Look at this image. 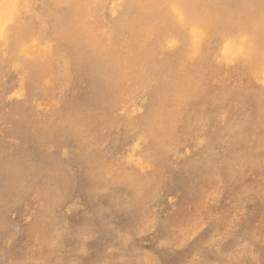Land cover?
<instances>
[{
	"label": "rangeland",
	"instance_id": "obj_1",
	"mask_svg": "<svg viewBox=\"0 0 264 264\" xmlns=\"http://www.w3.org/2000/svg\"><path fill=\"white\" fill-rule=\"evenodd\" d=\"M180 7L204 20L202 30L209 29L210 16L223 36L237 32L238 37L240 27L251 34L235 56L224 52L228 64L236 65L237 83L215 104L203 88L204 60L150 53V44L176 26ZM7 36L26 42L18 41L15 49L6 44ZM46 44L54 49L35 48ZM262 45L264 0H0V264H264V118L259 114L264 110L263 101L251 95L256 61L250 55ZM222 99L230 102L227 118L218 117L225 107Z\"/></svg>",
	"mask_w": 264,
	"mask_h": 264
},
{
	"label": "bare ground",
	"instance_id": "obj_2",
	"mask_svg": "<svg viewBox=\"0 0 264 264\" xmlns=\"http://www.w3.org/2000/svg\"><path fill=\"white\" fill-rule=\"evenodd\" d=\"M181 8V7H180ZM178 8V9H175V12H176V22L174 23L176 26H174L171 30H169V31H167L166 32V34L163 36V37H161L159 40H157L156 42L155 41H153V43L152 44H150V45H152L151 46V51H150V53L151 54H157V52L160 50L161 51V53H170L169 54V56L170 55H176V54H178L177 56H181V57H183L184 59H189L190 60V58L191 59H193L194 58V56H198V59H201V61L202 60H204V63H202V66H201V69H203V72H205V77L203 78V84H204V86H203V88H207V90H208V102L209 103H213V104H215V103H217V101H219V99L221 98V97H225V96H227L228 95V93H229V91L232 89V90H234L233 89V86H234V84H236L237 82H236V76H238V74L236 73V72H234V70H235V67H236V65H229L228 64V58L224 55V52L225 51H228V53H230V56L231 57H233V56H235L236 55V53H238L239 52V49H240V46H239V43H242V41L245 39V37H249L251 34L248 32V30L246 29V28H242V27H240L239 28V33H240V35H238V37H236L235 35L236 34H238L237 32H234V33H230V34H228L227 36H223V33H221L220 31H219V29H218V25H217V21L216 20H213L210 16H208V18L206 19V21H209V23H207L206 22V24H208L206 27H209V29H205V28H203V30L200 28L201 27V25H202V22H204V20L202 19V18H200V17H198V16H193V15H190V14H188L187 13V11H186V9H184V8ZM214 10H218L219 8H213ZM11 22V21H10ZM3 25L4 26H7V24H5V23H3ZM217 25V28H213L214 26H216ZM72 28V27H71ZM241 31H243V32H241ZM91 32H93V31H91ZM46 37V36H45ZM3 38V37H2ZM30 38V37H29ZM28 38V39H29ZM9 39H10V41H9ZM225 39V40H224ZM35 40H36V38L33 36V41L32 40H29V41H31L32 43L33 42H35ZM5 41H6V44H8L9 46H14V48L15 49H19V42H26V41H21V40H19V39H17V38H15V37H6L5 38ZM19 41V42H18ZM32 43H28V44H30V48L31 49H33L34 47H33V45H32ZM151 43V42H150ZM25 46H27V45H25ZM36 49H38V51L40 52V51H43V50H50V49H54V46L52 45V44H46V45H44V46H37V47H35ZM143 50V49H142ZM17 51V50H16ZM19 51H21V50H19ZM59 52V51H58ZM60 54H64L63 52H59ZM243 53H245L244 51H243ZM54 54H58V53H54ZM67 54V53H66ZM6 55V54H5ZM250 55H252V57H254V59H255V61H256V65H255V80H252L251 81V83H253V89H254V92L251 94L253 97H255V99L257 100V101H263V103H262V106H263V109L262 110H264V45H262V46H258L257 48H256V50L254 51L253 50V52H252V54H250ZM8 57V56H7ZM134 57V56H133ZM155 57V56H154ZM66 58V57H65ZM148 58H150L149 56H148ZM147 59V58H146ZM145 59V60H146ZM144 60V61H145ZM154 60V59H153ZM150 61H151V59H150ZM200 61V62H201ZM7 62V61H6ZM67 62V61H66ZM140 62V61H139ZM155 62V61H154ZM66 64V63H65ZM77 64V63H76ZM75 64V65H76ZM137 64V63H136ZM191 65H193V62H191L190 63ZM4 65H6V64H4ZM7 67V66H6ZM5 67V68H6ZM8 67H9V65H8ZM82 67H85V66H82ZM151 67V66H150ZM154 67V66H153ZM76 68V67H75ZM170 68V67H169ZM185 68H187V66H186V64H185ZM84 69V68H83ZM139 69V68H138ZM75 70V69H74ZM85 70V69H84ZM65 71H67V70H65ZM7 72V71H6ZM80 72V71H79ZM174 72V71H173ZM10 73V72H9ZM8 73V74H9ZM58 73V72H57ZM74 73H75V71H74ZM81 73V72H80ZM80 73H78L79 75H80ZM86 74V73H85ZM153 74V73H152ZM2 75V74H1ZM11 75V74H10ZM12 75H14V74H12ZM58 75V74H57ZM65 75H67V74H65ZM64 75V76H65ZM3 76H4V74H3ZM8 76V75H7ZM16 76V75H15ZM75 76H76V74H75ZM87 76H88V74H87ZM5 78H6V76H4ZM61 78H62V76H61ZM76 78H79V76L78 77H76ZM91 78V77H90ZM171 78V77H170ZM60 79V78H59ZM64 79V78H63ZM72 79V78H71ZM89 79V78H88ZM88 79H87V81H88ZM94 79V78H93ZM18 80H19V78H18ZM73 80V79H72ZM81 80V79H80ZM92 80V79H91ZM223 80H225L226 82L227 81H230V83L229 84H225L224 83V81ZM4 81V80H3ZM67 81V80H66ZM16 82V81H15ZM18 82V81H17ZM23 82V81H22ZM75 82H76V80H75ZM89 82V81H88ZM93 82H95V81H93ZM92 82V83H93ZM4 83V82H3ZM10 83H13V82H10ZM24 83V82H23ZM71 83V82H70ZM80 83V82H79ZM96 83V82H95ZM6 84V83H5ZM74 84V83H73ZM114 84V83H113ZM138 84V83H137ZM244 84V83H243ZM25 85V84H24ZM71 85V84H70ZM69 85V86H70ZM75 85V84H74ZM83 85V84H82ZM223 85H225L226 87H228L229 89L228 90H226L225 92L223 91V88H222V86ZM20 86H22V85H20ZM76 86V85H75ZM84 86V85H83ZM3 87H4V85H3ZM67 87V86H66ZM73 87V86H72ZM92 87V86H91ZM98 87V86H97ZM96 87V88H97ZM202 87V86H201ZM65 89V88H64ZM75 89V88H74ZM78 89V88H77ZM101 89V88H100ZM103 89V88H102ZM131 89V88H130ZM129 89V90H130ZM81 90V89H80ZM91 90V89H90ZM95 89H93V91H94ZM137 90V89H136ZM203 90V89H202ZM2 91V90H1ZM18 92H20L19 90H17ZM17 91H15V95L16 94H18V92ZM27 91V90H26ZM60 91V90H59ZM87 91H89V90H87ZM92 91V90H91ZM72 92V91H71ZM82 92V91H81ZM96 92V91H95ZM103 92V91H102ZM105 92V91H104ZM206 92V91H205ZM232 92H234V91H232ZM62 93V92H61ZM97 93V92H96ZM123 93V92H122ZM249 93V92H248ZM9 94V93H8ZM28 94V93H27ZM92 94V93H91ZM94 94V93H93ZM112 94H114V93H112ZM124 94V93H123ZM74 95V94H73ZM99 95V94H98ZM97 95V96H98ZM100 95H102V94H100ZM222 95V96H221ZM29 96H31V95H29ZM41 96V95H40ZM60 96V95H59ZM58 96V97H59ZM88 96V95H87ZM89 96H91V95H89ZM95 96V95H94ZM103 96V95H102ZM32 97H33V95H32ZM61 97V96H60ZM59 97V98H60ZM72 97V96H71ZM93 97V96H92ZM119 97V96H118ZM133 97V96H132ZM140 97V96H139ZM249 97V96H248ZM38 98V97H37ZM67 98V97H66ZM85 98V97H84ZM96 98V97H95ZM99 98H100V96H99ZM23 99V98H22ZM97 99V98H96ZM250 99V98H249ZM252 99V98H251ZM4 100H5V98H4ZM28 100V99H27ZM39 100V99H38ZM63 100V99H62ZM73 100V99H72ZM86 100H88V99H86ZM90 100H92V99H90ZM93 100H95V99H93ZM131 100V99H130ZM129 100V101H130ZM137 100V99H136ZM202 100V99H201ZM222 100H224V102H225V107L222 109V110H224L222 113H220V115L218 116V117H220V116H225V118H227V117H229V112L231 111V108H230V105H229V103H228V101H226L225 99H222ZM222 100H220V104H221V102H222ZM16 101V100H15ZM30 101V100H29ZM75 101V100H74ZM230 101V100H229ZM251 101V100H250ZM7 102V101H6ZM12 102H13V100H12ZM81 102V101H80ZM83 102H84V100H83ZM118 102V101H117ZM128 102V100H121V104H126ZM252 102H253V100H252ZM86 103V102H85ZM244 103V102H243ZM258 103V102H257ZM1 104V103H0ZM32 104V103H31ZM60 104V103H59ZM67 105H68V103H66ZM100 104V103H99ZM62 105V104H61ZM73 105V104H72ZM89 105V104H88ZM87 105V106H88ZM210 105V104H209ZM222 105V104H221ZM254 105V104H253ZM7 106V105H6ZM32 106V105H31ZM54 106V105H53ZM63 106V105H62ZM70 106V105H69ZM75 106V105H74ZM85 106V105H84ZM95 106V105H94ZM99 106V105H98ZM104 106V105H103ZM18 107H19V105H18ZM25 107V106H24ZM249 107H250V105H249ZM259 107V106H258ZM1 108V107H0ZM3 108V107H2ZM16 108V107H15ZM33 108V107H32ZM53 108V107H52ZM64 108H65V106H64ZM75 108H76V106H75ZM78 108V107H77ZM85 108V107H84ZM92 107H89V109H91ZM95 108V107H94ZM103 108V107H102ZM211 108H212V106H211ZM213 108H214V106H213ZM253 108H255V107H253ZM61 109V108H60ZM93 109V108H92ZM104 109V108H103ZM140 109V108H139ZM209 109V108H208ZM15 110V109H14ZM13 110V111H14ZM33 110H35V109H33ZM54 109H52V111H53ZM67 110V109H66ZM70 110H71V108H70ZM80 110V109H79ZM30 111V110H29ZM103 111V110H102ZM247 111V110H246ZM252 111V110H251ZM21 112H23V110L21 111ZM61 112V111H60ZM70 112V111H69ZM77 112V111H76ZM83 112V111H82ZM89 112V111H88ZM87 112V113H88ZM91 112V111H90ZM98 112H101V110L100 111H98ZM216 112V111H215ZM234 112V111H233ZM16 113V112H15ZM26 113V115H27V112H25ZM62 113V112H61ZM86 113V114H87ZM208 113V112H207ZM214 113V112H213ZM237 113V112H236ZM244 113V112H243ZM250 113V112H249ZM257 113V112H256ZM23 114V113H22ZM75 114V113H74ZM73 114V115H74ZM78 114V113H77ZM83 114H84V112H83ZM92 114V113H91ZM209 114H211V113H209ZM251 114V113H250ZM260 114V116H261V118H264V112H262V113H259ZM52 115V114H51ZM62 115H63V113H62ZM89 115V114H88ZM253 115V114H252ZM9 116V115H8ZM7 116V117H8ZM15 116V115H14ZM28 116V115H27ZM70 116V115H69ZM81 116V115H80ZM83 116V115H82ZM87 116V115H86ZM85 116V117H86ZM213 116V115H212ZM236 116V115H235ZM11 117V116H10ZM25 117V116H24ZM47 117V116H46ZM54 117V116H53ZM77 117H79V116H77ZM99 117V116H98ZM210 117V116H209ZM208 117V118H209ZM242 117V116H241ZM251 117V116H250ZM4 118H6V117H4ZM12 118V117H11ZM10 118V119H11ZM33 118V117H32ZM50 118V117H49ZM73 118H75V117H73L72 116V119ZM81 118V117H80ZM87 118H89V117H87ZM97 118V117H96ZM125 118V117H124ZM244 118H246V117H244ZM51 119V118H50ZM98 119V118H97ZM233 119V118H232ZM43 120V119H42ZM62 120V119H61ZM69 120V119H68ZM76 120V119H75ZM105 120V119H104ZM144 120H145V118H144ZM144 120H143V122H144ZM240 120V119H239ZM250 120V119H249ZM71 121V120H70ZM90 121V120H89ZM96 121V120H95ZM147 121V120H146ZM215 121V120H214ZM240 121H242V120H240ZM26 122V121H25ZM39 122V121H38ZM60 122V121H59ZM68 122V121H67ZM78 122H79V120H78ZM101 122V121H100ZM118 122V121H117ZM120 122V121H119ZM213 122V121H212ZM232 122V121H231ZM239 122V121H238ZM28 123V122H27ZM26 123V124H27ZM50 123V122H49ZM71 123V122H70ZM82 123V122H81ZM99 123V122H98ZM106 123V122H105ZM141 123V122H140ZM246 123H248V122H246ZM4 124V123H3ZM38 124V123H37ZM68 124H69V122H68ZM77 124V123H76ZM103 124V123H102ZM123 124V123H122ZM239 124V123H238ZM241 124V123H240ZM7 125H8V123H7ZM57 125V124H56ZM70 125H72V123L70 124ZM99 124H97V126H98ZM205 125V124H204ZM244 125V124H243ZM246 125V124H245ZM41 126V125H40ZM53 126V125H52ZM55 126V125H54ZM79 126V125H78ZM207 126V125H206ZM205 126V127H206ZM217 126V125H216ZM9 127H11V126H9ZM13 127V126H12ZM39 126H37V127H35L34 126V128L36 129V128H38ZM62 127H64V126H62ZM68 127V126H67ZM71 127V126H70ZM87 127L88 126H86V129H87ZM118 127V126H117ZM183 127V126H182ZM219 127V126H218ZM244 127V126H243ZM248 127V126H247ZM51 128V127H50ZM93 128V127H92ZM144 128V127H143ZM143 128H142V130H143ZM178 128V127H177ZM185 128V127H184ZM198 128V127H197ZM207 128V127H206ZM214 128H216V127H214ZM41 129V128H40ZM47 129H48V127H47ZM58 129V128H57ZM73 129V128H72ZM77 129V128H76ZM75 129V130H76ZM120 129V128H119ZM208 129V128H207ZM218 129V128H217ZM243 129V128H242ZM32 130V129H31ZM37 130V129H36ZM111 130H114V129H111ZM124 130V129H123ZM193 130V129H192ZM201 130V129H200ZM199 130V131H200ZM246 130V129H245ZM1 131V130H0ZM38 131V130H37ZM42 131V130H41ZM55 131V130H54ZM60 132H62L61 130H59ZM66 131V130H65ZM69 131V130H68ZM71 131V130H70ZM89 131V130H88ZM90 131H92V130H90ZM96 131V130H95ZM99 131V130H98ZM105 131H107V130H105ZM109 131H110V129H109ZM116 131V130H115ZM126 131V130H125ZM128 131V130H127ZM184 131V130H183ZM214 131V130H213ZM213 131H212V133H213ZM219 131V130H218ZM217 131V132H218ZM241 131V130H240ZM250 131V130H249ZM113 132V131H112ZM120 132V131H119ZM131 132V131H130ZM142 132V131H141ZM141 132H140V134H141ZM185 132V131H184ZM247 132V131H246ZM57 133H59L58 131H57ZM57 133H56V135H57ZM65 133V132H64ZM69 133V132H68ZM80 133V132H79ZM94 133V132H93ZM92 133V134H93ZM99 133V132H98ZM103 133V132H102ZM117 133V132H116ZM206 133V132H205ZM222 133V132H221ZM226 133V132H225ZM224 133V134H225ZM233 133V132H232ZM231 133V134H232ZM245 133V132H244ZM33 134H36V132L35 133H33ZM39 134V133H38ZM41 134V133H40ZM43 134V133H42ZM47 133H45V135H46ZM50 134V133H49ZM74 134V133H73ZM76 134V133H75ZM112 134V133H111ZM139 134V135H140ZM185 134H186V132H185ZM199 134V133H198ZM223 134V135H224ZM235 134H238L237 133V131H236V133ZM247 134V133H246ZM37 135V134H36ZM80 135V134H79ZM90 136H91V134H89ZM99 135V134H98ZM116 135V134H115ZM217 135H219V133L217 134ZM239 135V134H238ZM237 135V136H238ZM251 135V134H250ZM257 135V134H256ZM40 137H41V135H39ZM75 136V135H74ZM77 136V135H76ZM89 136V137H90ZM107 136V135H106ZM120 136V135H119ZM126 136H128V135H126ZM125 136V137H126ZM133 136V135H132ZM194 136V135H193ZM210 136V135H209ZM216 136V135H215ZM222 136V135H221ZM245 136V135H244ZM35 137V136H34ZM37 137V136H36ZM46 137H48V136H46ZM60 137H61V135H60ZM63 137H64V135H63ZM82 137V136H81ZM88 137V136H87ZM131 137V136H130ZM130 137H128V138H130ZM211 137H213V136H211ZM223 137V136H222ZM42 138H43V135H42ZM45 138V137H44ZM62 138V137H61ZM69 138V137H68ZM71 138V137H70ZM73 138V137H72ZM104 138V137H103ZM117 138V137H116ZM121 138H123V137H121ZM13 139V138H12ZM14 139H16V138H14ZM40 139V138H39ZM49 139H51V138H49ZM87 139V138H86ZM97 139V138H96ZM125 139V138H124ZM123 139V140H124ZM127 139V138H126ZM192 139V138H191ZM194 139V138H193ZM219 139V138H218ZM232 139V138H231ZM103 140V139H102ZM101 140V141H102ZM106 140V139H105ZM120 140V139H119ZM122 140V141H123ZM209 140V139H208ZM233 140H234V138H233ZM19 141V140H18ZM72 141V140H71ZM81 141V140H80ZM87 141V140H86ZM93 141V140H92ZM117 141V140H116ZM121 141V142H122ZM184 141V140H183ZM183 141H181L180 143H179V145H181V143L183 142ZM190 141H193V140H190ZM225 141V140H224ZM229 141V140H228ZM250 141H251V138H250ZM74 142V141H73ZM94 142V141H93ZM103 142V141H102ZM101 142V143H102ZM114 142V141H113ZM120 142V141H119ZM187 142V141H186ZM213 142V141H212ZM221 142V141H220ZM223 142V141H222ZM232 142V141H231ZM17 143V142H16ZM81 143V142H80ZM95 143V142H94ZM125 143V142H124ZM185 143V142H184ZM228 143V142H227ZM77 144V143H76ZM85 144H86V142H85ZM115 144V143H114ZM222 144H224V143H222ZM243 144V143H242ZM82 145H84V144H82ZM88 145V144H87ZM178 145V144H177ZM191 145H192V142H191ZM209 145V144H208ZM212 145V144H211ZM237 145V144H236ZM183 146V145H182ZM186 145H184V147H185ZM207 146V145H206ZM223 146V145H222ZM107 147V146H106ZM114 147V146H113ZM179 147V146H178ZM177 147V148H178ZM204 147H205V145H204ZM242 147V146H241ZM255 147V146H254ZM45 148V147H44ZM87 148V147H86ZM109 148V147H108ZM182 148V147H181ZM53 149V148H52ZM221 149V148H220ZM239 149H241V148H239ZM48 150V149H47ZM47 150H46V152H47ZM50 150V149H49ZM80 150V149H79ZM87 150H89V149H87ZM86 150V151H87ZM102 150V149H101ZM151 150V149H150ZM152 150H153V148H152ZM182 150V149H181ZM235 150V149H234ZM233 150V151H234ZM52 151V150H51ZM81 151V150H80ZM79 151V152H80ZM93 151V150H92ZM120 151V150H119ZM159 151V150H158ZM198 151V150H197ZM213 151V150H212ZM226 151H227V149H226ZM232 151V152H233ZM236 151H237V149H236ZM45 152V151H44ZM63 152H64V150H63ZM125 152V151H124ZM135 153H137V150H135L134 151ZM179 152V151H178ZM191 152V151H190ZM201 152V151H200ZM204 152V151H203ZM210 152V151H209ZM228 152V151H227ZM67 153V152H66ZM195 153V152H194ZM258 153H261V152H258ZM4 154V153H3ZM71 154V153H70ZM92 154H95V153H92ZM97 154V153H96ZM206 154H208V153H206ZM223 154V153H222ZM227 154V153H226ZM6 155V154H5ZM20 155V154H19ZM64 155H65V153H64ZM113 155H114V152H113ZM225 155V154H224ZM232 155V154H231ZM16 156V155H15ZM78 156V155H77ZM194 156V155H193ZM198 156V155H197ZM226 156V155H225ZM255 156V155H254ZM257 156V155H256ZM259 156V155H258ZM260 156H261V154H260ZM1 157V156H0ZM10 157V156H9ZM13 157V156H12ZM17 157V156H16ZM115 157V156H114ZM222 157H223V155H222ZM4 158V157H3ZM73 158V157H72ZM76 158V157H75ZM110 158H111V156H110ZM195 158V157H194ZM204 158V157H203ZM209 158V157H208ZM70 159H71V157H70ZM118 159V158H117ZM205 159H206V157H205ZM7 160H9L8 158H7ZM79 160V159H78ZM170 160V159H169ZM230 160V159H229ZM11 161V160H10ZM86 161H88V160H86ZM177 161H179V160H177ZM210 161V160H209ZM9 162V161H8ZM90 162H91V159H90ZM101 162V161H100ZM118 162V161H117ZM197 162V161H196ZM218 162V161H217ZM225 162V161H224ZM17 163V162H16ZM93 163V162H92ZM139 163H141V161H139ZM158 163V162H157ZM170 163V162H169ZM177 163V162H176ZM231 163V162H230ZM44 164V163H43ZM43 164H41V165H43ZM47 164V163H46ZM45 164V165H46ZM88 164V163H87ZM159 164H162V163H159ZM164 164V163H163ZM185 164V163H184ZM183 164V165H184ZM216 164H218V163H216ZM243 164V163H242ZM248 164H250V163H248ZM58 165V164H57ZM110 165V164H109ZM125 165V164H124ZM170 165V164H169ZM175 166H176V164H174ZM182 165V164H181ZM213 165H215V164H213ZM258 165V164H257ZM256 164H255V167H258ZM5 166V165H4ZM85 166V165H84ZM83 166V167H84ZM93 166V165H92ZM106 166V165H105ZM161 166V165H160ZM185 166V165H184ZM217 166V165H216ZM261 166V165H260ZM263 166V165H262ZM40 167V166H39ZM44 167V166H43ZM49 167H50V165H49ZM53 167V166H52ZM63 167V166H62ZM104 167V166H103ZM121 167V166H120ZM123 167H125V166H123ZM122 167V168H123ZM187 167V166H186ZM248 167V166H247ZM252 167V166H251ZM250 167V168H251ZM3 168V167H2ZM7 168V167H6ZM57 168V167H56ZM65 168V167H64ZM63 168V169H64ZM72 168V167H71ZM121 168V169H122ZM161 168V167H160ZM170 168V167H169ZM171 168H172V166H171ZM220 168V167H219ZM229 168V167H228ZM260 168V167H259ZM258 168V169H259ZM43 169V168H42ZM49 169V168H48ZM89 169V168H88ZM162 169V168H161ZM173 169V168H172ZM254 169V168H253ZM257 169V168H256ZM256 169H254V170H256ZM257 169V170H258ZM26 170V169H25ZM40 170V169H39ZM57 170V169H56ZM67 170V169H66ZM92 170V169H91ZM99 170V169H98ZM212 171H214L213 169H211ZM218 170V169H217ZM237 171H238V169H236ZM27 171V170H26ZM48 171H51V170H48ZM47 171V172H48ZM61 171V170H60ZM73 171V170H72ZM84 171H86V170H84ZM89 171V170H88ZM129 171V170H128ZM164 171V170H163ZM173 171V170H172ZM244 171V170H243ZM242 171V172H243ZM247 171H249V170H247ZM251 171V170H250ZM5 172V171H4ZM33 172H35V171H33ZM46 172V173H47ZM54 172V171H53ZM62 172V171H61ZM68 172V171H67ZM82 172V171H81ZM255 172V171H254ZM3 173V172H2ZM24 173V172H23ZM45 173V174H46ZM58 173V172H57ZM56 173V174H57ZM63 173V172H62ZM65 173H66V171H65ZM84 173V172H83ZM22 174V173H21ZM31 174V173H30ZM42 174V173H41ZM75 174V173H74ZM86 174V173H85ZM94 174V173H93ZM114 174V173H113ZM116 174V173H115ZM121 175L119 176V177H121L122 176V173H120ZM216 174V173H215ZM218 174V173H217ZM241 175L243 174V173H240ZM250 174V173H249ZM261 174V173H260ZM32 175V174H31ZM47 175V174H46ZM51 175H53V174H51ZM54 175H55V173H54ZM58 175V174H57ZM67 175V174H66ZM87 175V174H86ZM147 175V176H146ZM145 176L146 177H148V174H146ZM209 175V174H208ZM208 175H207V177H208ZM225 175V174H224ZM255 175V174H254ZM264 175V174H263ZM1 176V175H0ZM38 176V175H37ZM43 176V175H42ZM63 176H65V175H63ZM91 176H93V175H91ZM219 176V175H218ZM222 176V175H221ZM221 176H220V178H221ZM245 177H246V174L244 175ZM252 176V175H251ZM250 176V177H251ZM262 176V175H261ZM2 177H5L3 174H2ZM44 177V176H43ZM46 177V176H45ZM48 177V176H47ZM68 177V176H67ZM67 177H65V178H67ZM72 177V176H71ZM88 177H89V175H88ZM164 177V176H163ZM213 177V176H212ZM215 177V176H214ZM213 177V178H214ZM223 177V176H222ZM240 177V176H239ZM248 178V180L249 179H251V178ZM7 178V177H6ZM63 178V177H62ZM93 178V177H92ZM95 178V177H94ZM96 178H97V176H96ZM104 178V177H103ZM241 178V177H240ZM256 178V177H255ZM262 178V177H261ZM15 179H18V178H15ZM48 179V178H47ZM60 179V178H59ZM71 179V178H70ZM69 179V180H70ZM84 179V178H83ZM88 179H90L91 180V178H88ZM165 179H166V177H165ZM208 179V178H207ZM242 179H244V178H242ZM253 179V178H252ZM251 179V180H252ZM258 179V178H257ZM264 179V178H263ZM34 180V179H33ZM39 180V179H38ZM81 180V179H80ZM143 180V179H142ZM162 180V179H161ZM217 180V179H216ZM226 180V179H225ZM256 180V179H255ZM17 181H19V179L17 180ZM35 181H36V179H35ZM34 181V182H35ZM43 181H45V179L43 180ZM53 181H55V179L53 180ZM78 181V180H77ZM76 181V182H77ZM164 181V180H163ZM208 181V180H207ZM230 181V180H229ZM243 181V180H242ZM9 182H11V181H9ZM13 182V181H12ZM26 182V181H25ZM24 182V183H25ZM39 182V181H38ZM48 182H49V180H48ZM47 182V183H48ZM60 182V181H59ZM64 182V181H63ZM87 182V181H86ZM88 182H90V181H88ZM158 182V184H159V181H157ZM161 182V181H160ZM211 182V181H210ZM219 182V181H218ZM240 182V181H239ZM254 182V181H253ZM256 182V181H255ZM260 182V181H259ZM263 182V181H262ZM14 183H15V181H14ZM13 183V184H14ZM17 183V182H16ZM30 183V182H29ZM50 183V182H49ZM54 183V182H53ZM81 183V182H80ZM94 183H95V181H94ZM97 183V182H96ZM104 183V182H103ZM109 183V182H108ZM117 183V182H116ZM217 183V182H216ZM227 183V182H226ZM237 183V182H236ZM244 183V182H243ZM3 184V183H2ZM9 184V183H8ZM31 184V183H30ZM39 184V183H38ZM59 184V183H58ZM77 184V183H76ZM90 184V183H89ZM122 184V183H121ZM212 184V183H211ZM241 184V183H240ZM246 184H248V183H246ZM35 185V184H34ZM40 185H41V183H40ZM48 185V184H47ZM54 185V184H53ZM78 185V184H77ZM87 185V184H86ZM98 185V184H97ZM101 185V184H100ZM114 185V184H113ZM116 185V184H115ZM154 185V184H153ZM214 185V184H213ZM222 185V184H221ZM224 185V184H223ZM226 185V184H225ZM224 185V186H225ZM244 185H245V183H244ZM5 186V185H4ZM32 186V185H31ZM36 186V185H35ZM34 186V187H35ZM44 186V185H43ZM42 186V187H43ZM76 186V185H75ZM103 186V185H102ZM107 186V185H106ZM106 186H104V188L106 187ZM117 186H119V185H117ZM237 186V185H236ZM2 187V186H1ZM6 187V186H5ZM10 187V186H9ZM8 187V188H9ZM15 187V186H14ZM30 187V186H29ZM33 187V188H34ZM40 187V186H39ZM49 187H50V185H49ZM59 187V186H58ZM98 187V186H97ZM110 187V186H109ZM153 187V186H152ZM204 187H206V186H204ZM233 187V186H232ZM24 188V187H23ZM32 188V189H33ZM47 188V187H46ZM52 188V187H51ZM81 188V187H80ZM87 188V187H86ZM119 188V187H118ZM124 188V187H123ZM155 188V187H154ZM208 188H210V187H208ZM257 188V187H256ZM6 189V188H5ZM44 189V188H43ZM43 189H42V192H43ZM61 189V188H60ZM217 189H220V188H217ZM222 189V188H221ZM224 189V188H223ZM228 189V188H227ZM232 189V188H231ZM249 189H250V182H249ZM260 189V188H259ZM263 189V188H262ZM14 190V189H13ZM22 190V188L20 189V191ZM25 190V189H24ZM28 190V189H27ZM47 190V189H46ZM103 190V189H102ZM113 190H116V189H113ZM120 190V189H119ZM125 190V189H124ZM128 190V189H127ZM141 190V189H140ZM201 190V189H200ZM207 190V189H206ZM251 190H252V188H251ZM253 190H255V189H253ZM258 190V189H257ZM5 191V190H4ZM51 191H53V190H51ZM77 191H78V189H77ZM121 191V190H120ZM133 191V190H132ZM142 191V190H141ZM149 191H152V189H150ZM208 191V190H207ZM214 191V190H213ZM225 191V190H224ZM231 191V190H230ZM237 191H238V189H237ZM33 192V191H32ZM45 192H47V191H45ZM45 192H43V193H45ZM103 192V191H102ZM173 192V191H172ZM171 192V193H172ZM182 192V191H181ZM212 192V191H211ZM218 192V191H217ZM221 193H222V191H220ZM219 192V193H220ZM255 192H257V191H255ZM14 193H16V192H14ZM18 193H20V192H18ZM26 193V192H25ZM25 193H23V194H25ZM61 193V192H60ZM127 193V192H126ZM209 193V192H208ZM240 193V192H239ZM46 194H48V193H46ZM80 194H81V192H80ZM79 194V195H80ZM113 194V193H112ZM114 194H115V192H114ZM124 194V193H123ZM150 194H151V192H150ZM180 194H182V193H180ZM237 194V193H236ZM235 194V195H236ZM242 194V193H241ZM61 195V194H60ZM83 195V194H82ZM135 195V194H134ZM145 195V194H144ZM147 195V194H146ZM145 195V196H146ZM173 195V194H172ZM217 195H219V194H217ZM223 195V194H222ZM240 195V194H239ZM238 195V196H239ZM248 195V194H247ZM113 196V195H112ZM130 196V195H129ZM136 196V195H135ZM192 196V195H191ZM202 196H204L203 194H202ZM226 196V195H225ZM246 196V195H245ZM244 196V197H245ZM252 196V195H251ZM69 197V196H68ZM82 197V196H81ZM110 197V196H109ZM130 197H132V196H130ZM149 197V196H148ZM199 197H200V195H199ZM233 197V196H232ZM60 198V197H59ZM59 198L57 199V201L59 200ZM67 198V197H66ZM253 198V197H252ZM260 198H261V196H260ZM25 200L27 199V198H24ZM23 199V200H24ZM72 199V198H71ZM109 199V198H108ZM107 199V200H108ZM113 199V198H112ZM116 199V198H115ZM147 199V198H146ZM220 199V198H219ZM49 200V199H48ZM53 200V199H52ZM99 200V199H98ZM122 200V199H121ZM144 200V199H143ZM150 200V199H149ZM149 200H148V202H149ZM197 200V199H196ZM232 200H234V199H232ZM252 200H254V199H252ZM258 200V199H257ZM32 201V200H31ZM30 201V202H31ZM54 201V200H53ZM117 201V200H116ZM115 201V202H116ZM123 201V200H122ZM127 201H128V199H127ZM147 200H145V202H146ZM207 201V200H206ZM229 201H231V200H229ZM247 201V200H246ZM28 203V204H31V203ZM68 202H70V201H68ZM67 202V203H68ZM77 202V201H76ZM85 202V201H84ZM130 202V201H129ZM165 202H167V201H165ZM204 202V201H203ZM216 202V201H215ZM250 202V201H249ZM248 202V203H249ZM85 203H87V202H85ZM91 203V202H90ZM93 203V202H92ZM117 203V202H116ZM120 203V202H119ZM123 203V202H122ZM121 203V204H122ZM171 203V202H170ZM193 203V202H192ZM200 203V202H199ZM218 203H219V201H218ZM234 203V202H233ZM54 204H55V202H54ZM83 204V203H82ZM107 204V203H106ZM115 204V203H114ZM125 204V203H124ZM139 204V203H138ZM162 204V203H161ZM169 204V203H168ZM176 204V203H175ZM196 204V203H195ZM235 204V203H234ZM52 205V204H51ZM51 205H49V206H51ZM113 205V204H112ZM126 205V204H125ZM170 205V204H169ZM198 205V204H197ZM206 205V204H205ZM218 205V204H217ZM225 205H226V203H225ZM245 205V204H244ZM29 206V205H28ZM31 206V205H30ZM48 206V207H49ZM138 206V205H137ZM184 206V205H183ZM189 206V205H188ZM201 206V205H200ZM64 207V206H63ZM92 207V206H91ZM98 207V206H97ZM96 207V208H97ZM118 207H119V205H118ZM128 207V206H127ZM158 207V206H157ZM235 207V206H234ZM253 207V206H252ZM22 208H24V206H22ZM45 208V207H44ZM93 208V207H92ZM107 208H109V207H107ZM117 208V207H116ZM131 208H132V206H131ZM33 209V208H32ZM38 209V208H37ZM40 209V208H39ZM88 209V208H87ZM118 209V208H117ZM208 209V208H207ZM206 209V210H207ZM216 209H218V208H216ZM233 209H235V208H233ZM15 210V209H14ZM35 210V209H34ZM50 210H52V209H50ZM59 210V209H58ZM62 210V209H61ZM71 210V209H70ZM128 210V209H127ZM145 210V209H144ZM177 210V209H176ZM175 210V211H176ZM183 210H184V208H183ZM187 210V209H186ZM196 210V209H195ZM202 210V209H201ZM222 210V209H221ZM225 210V209H224ZM25 211V210H24ZM38 211V210H37ZM36 211V212H37ZM56 211V210H55ZM69 211V210H68ZM84 211V210H83ZM122 211V210H121ZM130 211V210H129ZM132 211V210H131ZM166 211V210H165ZM197 211H199V210H197ZM208 211V210H207ZM211 211V210H210ZM220 211V210H219ZM54 212V211H53ZM52 212V213H53ZM94 212H95V210H94ZM123 212V211H122ZM173 212V211H172ZM186 212V211H185ZM205 212V211H204ZM209 212V211H208ZM218 212V211H217ZM240 212V211H239ZM243 212H244V210H243ZM17 213V212H16ZM65 213V212H64ZM75 213V212H74ZM147 213V212H146ZM157 213H158V209H157ZM177 213H178V210H177ZM203 213V212H202ZM212 213V212H211ZM237 213H238V211H237ZM1 214V213H0ZM22 214V213H21ZM32 214V213H31ZM38 214V213H37ZM77 214V213H76ZM135 214V213H134ZM138 214V213H137ZM149 214V213H148ZM154 215H155V212L153 213ZM193 213H191V215H192ZM208 214V213H207ZM226 214V213H225ZM16 215V214H15ZM28 215V214H27ZM136 215V214H135ZM139 215V214H138ZM204 215V214H203ZM253 215H255V214H253ZM24 216V215H23ZM22 216V217H23ZM54 216V215H53ZM52 216V217H53ZM64 216V215H63ZM157 216V215H156ZM161 216V215H160ZM163 216V215H162ZM177 216V215H176ZM196 216V215H195ZM197 216H198V214H197ZM200 216V215H199ZM205 216V215H204ZM211 216V215H210ZM245 216V215H244ZM61 217V216H60ZM65 217H66V215H65ZM68 217V216H67ZM131 217V216H130ZM165 217H167V216H165ZM223 217V216H222ZM11 218V217H10ZM35 218V217H34ZM39 218V217H38ZM37 218V219H38ZM54 218V217H53ZM57 218V217H56ZM55 218V219H56ZM154 218V217H153ZM181 218H183V217H181ZM188 218V217H187ZM191 218V220H192V218L194 219V217H190ZM207 218H208V216H207ZM211 218V217H210ZM218 218H220V217H218ZM227 218V217H226ZM229 218V217H228ZM237 218V217H236ZM12 219V218H11ZM63 219V218H62ZM129 219V218H128ZM127 219V220H128ZM173 219V218H172ZM215 219V218H214ZM239 220L241 219L240 217L238 218ZM19 220H20V218H19ZM34 220V219H33ZM32 220V221H33ZM48 220H50V219H48ZM48 220H47V222H48ZM76 220V219H75ZM132 220H133V218H132ZM159 220V219H158ZM161 220V219H160ZM212 219H210V221H211ZM31 221V220H30ZM46 221V220H45ZM69 221V220H68ZM71 221H72V218H71ZM157 221V220H156ZM155 221V222H156ZM165 221V220H164ZM168 221V220H167ZM199 221H201L200 219H199ZM204 221V220H203ZM208 221V220H207ZM228 221V220H227ZM238 221V220H237ZM56 222V221H55ZM62 222V221H61ZM64 222V221H63ZM118 222V221H117ZM171 222V221H170ZM186 222H188V221H186ZM193 222V221H192ZM197 222V221H196ZM214 222V221H213ZM241 222V221H240ZM3 223V222H2ZM6 223H8V222H6ZM23 223V222H22ZM28 223V222H27ZM53 223H54V221H53ZM56 223H58V222H56ZM132 223V222H131ZM143 223H144V221H143ZM167 223V222H166ZM178 223V222H177ZM203 223V222H202ZM210 223V222H209ZM208 223V224H209ZM216 223V222H215ZM221 223V222H220ZM5 223H3V225H4ZM64 224V223H63ZM96 224V223H95ZM127 224V223H126ZM168 224V223H167ZM199 224V223H198ZM201 224V223H200ZM218 224V223H217ZM216 224V225H217ZM223 224V223H222ZM225 224V223H224ZM227 224V223H226ZM71 225V224H70ZM74 225H76V224H74ZM101 225V224H100ZM99 225V226H100ZM120 225V224H119ZM118 225V226H119ZM137 225V224H136ZM140 225V224H139ZM143 225V224H142ZM174 225V224H173ZM185 225V224H184ZM187 225H189V224H187ZM191 226H192V224H190ZM193 225H194V223H193ZM237 225V224H236ZM249 225V224H248ZM41 226V225H40ZM56 226V225H55ZM84 226V225H83ZM82 225H81V227H83ZM129 226V225H128ZM144 226V225H143ZM143 226H142V228H143ZM151 226H153L152 224H151ZM156 226V225H155ZM195 227H196V225H194ZM198 226V225H197ZM211 226V225H210ZM226 226V225H225ZM238 226H239V224H238ZM11 227V226H10ZM19 227V226H18ZM36 227V226H35ZM39 227V226H38ZM53 227V226H52ZM80 227V226H79ZM87 227V226H86ZM117 227V226H116ZM125 227V226H124ZM131 227V226H130ZM138 227V226H137ZM140 227V226H139ZM157 227V226H156ZM175 227V226H174ZM218 227H220V226H218ZM252 227L254 228V224L252 225ZM33 228V227H32ZM31 228V229H32ZM37 228V227H36ZM39 228H41V227H39ZM50 228V227H49ZM168 228V227H167ZM181 228V230H182V226L180 227ZM186 228V227H185ZM214 228V227H213ZM217 228V227H216ZM215 228V229H216ZM239 228V227H238ZM249 228V227H248ZM252 228V229H253ZM4 229V228H3ZM6 229H8V228H6ZM30 229V230H31ZM63 229V228H62ZM73 229V228H72ZM114 229V228H113ZM137 229V228H136ZM141 229V228H140ZM160 229V228H159ZM158 229V230H159ZM166 229V228H165ZM191 229V228H190ZM206 229V228H205ZM214 229V230H215ZM218 229V228H217ZM224 229V228H223ZM233 229V228H232ZM35 230V229H34ZM37 230V229H36ZM41 230V229H40ZM39 230V231H40ZM42 230H44V229H42ZM46 230V229H45ZM55 231H56V229H54ZM167 230H169V229H167ZM172 230V229H171ZM176 230H178V229H176ZM235 230V229H234ZM233 230V231H234ZM248 230V229H247ZM254 230V229H253ZM6 231V230H5ZM9 231V230H8ZM27 231V230H26ZM29 231V230H28ZM126 231V230H125ZM128 231H131V230H128ZM148 231V230H147ZM196 231V230H195ZM200 231V230H199ZM198 231V232H199ZM236 231V230H235ZM255 231V230H254ZM262 231V230H261ZM1 232H2V230H1ZM36 232V231H35ZM42 232V231H41ZM46 232V231H45ZM60 232V231H59ZM78 232V231H77ZM141 232V231H140ZM151 232V231H150ZM153 232V231H152ZM156 232V231H155ZM181 232V231H180ZM208 232V231H207ZM217 232H218V230H217ZM8 233V232H7ZM44 233V232H43ZM54 233V232H53ZM131 233V232H130ZM148 233V232H147ZM165 233H167V232H165ZM169 233V232H168ZM191 233H192V231H191ZM197 233V232H196ZM210 233V232H209ZM240 233H241V231H240ZM2 234V233H1ZM33 234V233H32ZM119 234V233H118ZM140 234V233H139ZM138 234V235H139ZM144 234V233H143ZM160 234V233H159ZM174 233H172V235H173ZM189 234V233H188ZM198 234V233H197ZM235 234V233H234ZM52 235V234H51ZM77 235V234H76ZM130 235V234H129ZM149 235V234H148ZM176 235V234H175ZM178 235H180V234H178ZM177 235V236H178ZM199 235V234H198ZM212 235H213V233H212ZM248 235V234H247ZM253 235V234H252ZM256 235V234H255ZM262 235V234H261ZM264 235V234H263ZM26 236H28V235H26ZM37 236V235H36ZM45 236V235H44ZM56 236V235H55ZM84 236V235H83ZM135 236V235H134ZM136 236H137V234H136ZM145 236V235H144ZM143 236V237H144ZM155 236V235H154ZM167 236V235H166ZM181 236V235H180ZM185 236V235H184ZM196 236V235H195ZM211 236V235H210ZM215 236H217V235H215ZM235 236V235H234ZM242 236V235H241ZM245 236V235H244ZM257 236V235H256ZM260 236V235H259ZM1 237V236H0ZM6 237V236H5ZM4 237V238H5ZM127 237V236H126ZM218 237V236H217ZM216 237V238H217ZM231 237V236H230ZM240 237V236H239ZM89 238H90V236H89ZM163 238V237H162ZM175 238V237H174ZM198 238V237H197ZM242 238V237H241ZM240 238V239H241ZM0 239H2V238H0ZM79 239V238H78ZM85 239V238H84ZM152 239H154V238H152ZM209 239H211V237L209 238ZM260 239V238H259ZM263 239V238H262ZM124 240V239H123ZM123 240H122V242H123ZM148 240H150V239H148ZM174 240V239H173ZM179 240V239H178ZM11 241V240H10ZM36 241V240H35ZM172 241V240H171ZM201 241V240H200ZM223 241H224V239H223ZM159 242V241H158ZM157 242V243H158ZM163 242V241H162ZM207 242V241H206ZM226 242H227V240H226ZM243 242V241H242ZM244 242H245V240H244ZM248 242V241H247ZM254 242V241H253ZM258 242V241H257ZM261 242V241H260ZM263 242V241H262ZM2 243H4V241L2 242ZM174 243V242H173ZM178 243V242H177ZM179 243H180V241H179ZM192 243V242H191ZM209 243V242H208ZM9 244V243H8ZM26 244V243H25ZM28 244V243H27ZM124 244V243H123ZM138 244V243H137ZM170 244V243H169ZM185 244V243H184ZM219 244H221V243H219ZM29 245V244H28ZM132 245V244H131ZM177 244L175 243V246H176ZM186 245V244H185ZM206 245V244H205ZM254 245V244H253ZM264 245V244H263ZM2 246V245H1ZM50 246H51V244H50ZM53 246V245H52ZM61 246V245H60ZM123 246H125V244L123 245ZM178 246V245H177ZM181 246V245H180ZM203 246V245H202ZM241 246V245H240ZM244 246V245H243ZM242 246V247H243ZM246 246V245H245ZM259 246V245H258ZM13 247V246H12ZM33 247V246H32ZM105 247V248H104ZM103 248L104 249H106V246H104ZM133 247V246H132ZM210 247V246H209ZM215 247V246H214ZM220 247V246H219ZM263 247V246H262ZM49 248V247H48ZM59 248H61V247H58V249ZM109 248V247H108ZM122 248V247H121ZM179 248V247H178ZM198 248V247H197ZM218 248V247H217ZM54 249V248H53ZM81 249V248H80ZM115 249V248H114ZM130 249V248H129ZM142 249V248H141ZM148 249V248H147ZM171 249V248H170ZM204 249H205V247H204ZM203 249V250H204ZM247 249V248H246ZM23 250H25V249H23ZM29 250V249H28ZM132 250V249H131ZM199 250V249H198ZM243 250V249H242ZM250 250H251V248H250ZM1 251V250H0ZM21 251V250H20ZM51 252H52V250H50ZM77 251V250H76ZM105 251V250H104ZM110 251V250H109ZM108 250H107V253L109 252ZM112 251H114V250H112ZM128 251V250H127ZM201 251H202V249H201ZM220 251H221V249H220ZM244 251V250H243ZM26 252H28V251H26ZM132 252V251H131ZM151 252V251H150ZM219 252V251H218ZM228 252V251H227ZM250 252V251H249ZM1 253H3V252H1ZM4 253H5V251H4ZM35 253H36V251H35ZM102 253V252H101ZM104 253H106V252H104ZM103 253V254H104ZM106 253V254H107ZM110 253V252H109ZM121 253H122V251H121ZM125 253H126V251H125ZM129 253V252H128ZM185 253V252H184ZM193 253V252H192ZM225 253V252H224ZM37 254V253H36ZM67 254V253H66ZM110 254H112V252L110 253ZM198 254H200V253H198ZM220 254V253H219ZM232 254V253H231ZM240 254V253H239ZM252 254V253H251ZM122 255H124V254H122ZM202 255V254H201ZM200 255V256H201ZM16 256V255H15ZM100 256V255H99ZM98 256V257H99ZM106 256V255H105ZM119 256V255H118ZM218 256V255H217ZM220 256V255H219ZM218 256V257H219ZM1 257V256H0ZM60 257V256H59ZM69 257V256H68ZM110 257H112V256H110ZM109 256H108V258H110ZM132 257V256H131ZM134 257H135V255H134ZM189 257V256H188ZM188 257L186 258V259H188ZM190 257H191V255H190ZM228 257V256H227ZM231 257V256H230ZM31 258V257H30ZM39 258V257H38ZM75 258V257H74ZM79 258V257H78ZM106 258V257H105ZM119 258V257H118ZM196 258H197V256H196ZM59 259V258H58ZM70 259V258H69ZM123 259V258H122ZM228 259V258H227ZM226 259V260H227ZM9 260V259H8ZM28 260V259H27ZM34 260V259H33ZM111 260H112V258H111ZM191 260V259H190ZM205 260V259H204ZM207 260H209V258H207ZM231 260H233V259H231ZM23 261H25L24 259H23ZM61 261V260H60ZM80 261H81V259H80ZM105 261V260H104ZM103 261V262H104ZM110 261V260H109ZM116 261H118V260H116ZM115 261V262H116ZM119 261H121L120 260V258H119ZM125 261V260H124ZM199 261V260H198ZM214 261V260H213ZM16 262V261H15ZM101 262V261H100ZM111 262V261H110ZM134 262V261H133ZM175 262V261H174ZM177 262V261H176ZM178 262H179V260H178ZM195 262V261H194ZM258 262V261H257ZM33 263V262H32ZM69 263V262H68ZM80 263V262H79ZM155 263V262H154ZM153 263V264H154ZM200 263V262H199ZM201 263H203V262H201ZM212 262H210L209 264H211ZM230 263V262H229ZM31 264V263H30ZM53 264V263H52ZM63 264V263H62ZM82 264V263H81ZM99 264V263H98ZM103 264V263H102ZM105 264V263H104ZM107 264V263H106ZM117 264H120V263H117ZM130 264V263H129ZM142 264V263H141ZM180 264V263H179ZM193 264H195V263H193ZM204 264H207V263H204ZM215 264V263H214ZM220 264V263H219ZM232 264V263H231ZM249 264V263H248Z\"/></svg>",
	"mask_w": 264,
	"mask_h": 264
}]
</instances>
